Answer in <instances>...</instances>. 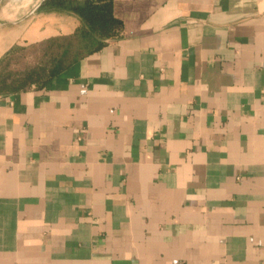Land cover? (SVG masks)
<instances>
[{
  "label": "crops",
  "instance_id": "crops-1",
  "mask_svg": "<svg viewBox=\"0 0 264 264\" xmlns=\"http://www.w3.org/2000/svg\"><path fill=\"white\" fill-rule=\"evenodd\" d=\"M0 2V60L72 35ZM121 32L0 94V264H264V0H114Z\"/></svg>",
  "mask_w": 264,
  "mask_h": 264
},
{
  "label": "trees",
  "instance_id": "trees-1",
  "mask_svg": "<svg viewBox=\"0 0 264 264\" xmlns=\"http://www.w3.org/2000/svg\"><path fill=\"white\" fill-rule=\"evenodd\" d=\"M39 10L76 15L81 26L72 35L9 50L0 60L2 95L32 85L44 87L73 62L100 49L122 30V21L114 13V0H43Z\"/></svg>",
  "mask_w": 264,
  "mask_h": 264
},
{
  "label": "rangeland",
  "instance_id": "rangeland-1",
  "mask_svg": "<svg viewBox=\"0 0 264 264\" xmlns=\"http://www.w3.org/2000/svg\"><path fill=\"white\" fill-rule=\"evenodd\" d=\"M9 1H10V0H3L1 5L4 6V5H5L7 2H9ZM16 66H19V64L15 65L14 67H16Z\"/></svg>",
  "mask_w": 264,
  "mask_h": 264
},
{
  "label": "water",
  "instance_id": "water-1",
  "mask_svg": "<svg viewBox=\"0 0 264 264\" xmlns=\"http://www.w3.org/2000/svg\"><path fill=\"white\" fill-rule=\"evenodd\" d=\"M3 0H0V2H2Z\"/></svg>",
  "mask_w": 264,
  "mask_h": 264
}]
</instances>
